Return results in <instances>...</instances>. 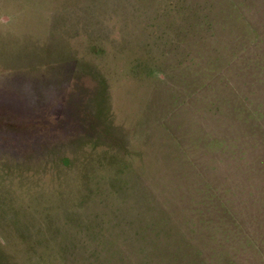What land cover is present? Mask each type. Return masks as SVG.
Returning a JSON list of instances; mask_svg holds the SVG:
<instances>
[{
	"label": "rangeland",
	"instance_id": "1",
	"mask_svg": "<svg viewBox=\"0 0 264 264\" xmlns=\"http://www.w3.org/2000/svg\"><path fill=\"white\" fill-rule=\"evenodd\" d=\"M0 264H264V0H0Z\"/></svg>",
	"mask_w": 264,
	"mask_h": 264
}]
</instances>
